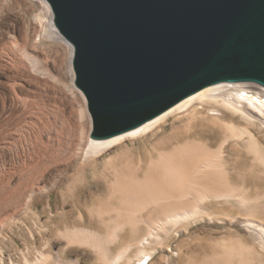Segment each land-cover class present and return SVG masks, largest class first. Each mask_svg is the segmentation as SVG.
Returning <instances> with one entry per match:
<instances>
[{"label":"bare ground","instance_id":"bare-ground-1","mask_svg":"<svg viewBox=\"0 0 264 264\" xmlns=\"http://www.w3.org/2000/svg\"><path fill=\"white\" fill-rule=\"evenodd\" d=\"M72 56L73 47L55 28L45 0H0V264H80L78 259L64 260L68 247L75 245L90 250L93 264H149L165 236L209 215L200 206L205 201L235 202L245 215L259 213L248 204L246 183L230 181L235 171L229 168L224 149L228 143L229 149L243 152L249 165L264 174V143L252 130H264V89L251 84L207 87L132 131L102 141L90 140L89 132L83 144L81 135L91 130V120L85 97L74 85ZM182 112L209 123L203 141L192 133V140L158 153L170 141L163 140L153 145L144 164L131 154L115 155L103 164L100 177L106 200L100 195L97 206L82 203L74 227L58 234L64 248L51 253L45 242L42 250L20 249L14 239L21 246L36 240L33 229L41 222L39 203H45L47 223L58 217L49 202L51 191L79 166H86L88 158L121 148L127 140H141ZM226 117L238 118L245 126ZM219 136L223 140L213 151ZM58 193L64 208L68 197ZM155 217L162 221H150ZM85 222L97 227L92 229ZM141 222H146L147 230L137 239ZM244 225L254 245L232 239V245L211 259L212 264H264V223L246 220ZM6 247L17 257L6 258ZM249 252L251 260L246 256Z\"/></svg>","mask_w":264,"mask_h":264},{"label":"water","instance_id":"water-1","mask_svg":"<svg viewBox=\"0 0 264 264\" xmlns=\"http://www.w3.org/2000/svg\"><path fill=\"white\" fill-rule=\"evenodd\" d=\"M73 47L90 140L219 84L264 89V0H45Z\"/></svg>","mask_w":264,"mask_h":264},{"label":"rangeland","instance_id":"rangeland-1","mask_svg":"<svg viewBox=\"0 0 264 264\" xmlns=\"http://www.w3.org/2000/svg\"><path fill=\"white\" fill-rule=\"evenodd\" d=\"M205 111L206 110L204 109L202 113L203 115H206L207 112ZM225 119L232 123L234 122V124L238 126L241 125L239 127L245 126L244 123L241 122L238 118L226 117ZM205 123L200 119L193 120L189 116L185 115V112H182L169 117L161 125L160 129H155L153 133L145 136L141 140H136L133 142L127 140L128 142L125 141L122 144L121 148L117 147L114 149L106 150L100 157L97 158H88L85 161L86 166H79L77 168L78 170L75 171L76 173H71L60 187L51 191L49 195V202L51 205V209L53 210V214L58 213V217L56 216L55 218H52L53 220L51 219L50 222L47 223V212L43 211V209L45 208V203H39L38 207L41 212V222L37 228L33 229V233L36 237V242H30L27 244V246H21L17 239H14V241H16V243L20 246V249L24 251L27 249L34 250L35 248H38L37 250H42L45 242H49V251L51 253L60 251L65 247V242L63 239L59 238L60 235L58 236V234L66 227H74L75 219L78 216L77 210L83 208L82 203L86 201L88 202L86 203L87 205L97 206L98 201L96 200V198L100 195L104 196L103 198H105L106 200V191L100 188V177L104 172L103 164H105L107 160L123 152V154H131L136 161L142 160L141 164L147 163V159L150 154L149 152L151 151L153 145L156 146V144L161 143L163 140L170 141L168 142V144H165V146L159 147L157 150L158 153L170 152L174 147L192 140V133L196 134V140L198 139L197 141H203L205 139V126L209 124ZM252 130L256 134V136H258V138L264 143V138L262 137V135H264V130H261L260 132L258 129L254 128H252ZM89 132L90 130L87 133L85 132V135L83 133L84 137L83 135H81V137L83 138V144H85V140L87 139L86 137ZM222 140L223 138L219 136L215 140V144H213L211 149L215 151ZM224 150V154L229 159V168L232 169L234 167L235 171L234 173H232L230 181L235 185H239L242 182L246 183V186L250 188V190L247 192L248 194L246 193V196L249 199L248 204H251V208H254L253 210L259 211V213L261 214H252L250 216L245 215L242 212V209L239 207L240 205L235 202L233 204H225L223 201H219V203H222L217 204L215 201H205L200 206H202V208L207 211L209 215L204 216L201 219H193L189 224H186L184 228H178L173 236H165V234H162V238L166 237L165 241L164 243L155 246L154 254L149 264H212L213 261L211 259L221 254L225 247H227L228 245H232V242L230 241L232 239L233 241H240L241 243L248 246L254 245L249 234L251 231L244 224L246 220L264 223L263 170L258 167H254L252 164L250 166L249 162L245 159V155L243 154V152L239 150L229 149L228 143L225 145ZM155 155L156 154H154L153 158L156 157ZM144 169L145 167L140 172L139 178H141V173L144 172ZM58 191H62L68 197V204L64 208L61 205V197ZM115 202L116 199L111 200L112 204H115ZM71 207L76 210L72 211ZM57 211L61 212L59 213ZM62 211L64 213L66 211L70 212H67V214L63 215L61 214ZM155 219H150V221H162V218L155 217ZM143 223L144 222H141L140 226H138V228L140 229H138L139 232L136 235L137 239L141 238L146 233L145 231L147 230V225H144L146 224V222L144 224ZM30 224L28 225V227H32ZM141 224L143 225V227H141ZM52 226L55 227L50 230V227ZM85 226H90L92 229H95L97 227L94 222L93 224L85 222ZM43 230L46 231L43 232ZM143 232L145 233L143 234ZM23 235L26 236V230ZM10 237L11 236L9 235L8 238ZM122 237L124 238L126 237V235L123 234ZM120 246L122 245L120 244L113 247L112 253H116V251L121 248ZM11 249V247L5 248L6 258H8V256H11L13 258L17 257L18 254L13 253ZM255 249L260 251L257 246H255ZM250 252L246 255L248 256L247 259L249 260H251L253 256ZM176 255L179 257H177ZM75 259H78L81 262L80 264H93V257L89 249L84 247L82 248L76 245L69 246L64 254V260L68 262L71 260L74 261ZM142 263L143 261L140 264Z\"/></svg>","mask_w":264,"mask_h":264}]
</instances>
